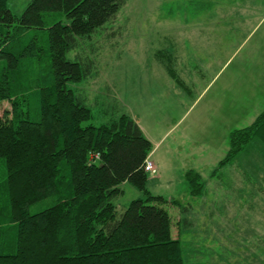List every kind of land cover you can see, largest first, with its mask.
I'll use <instances>...</instances> for the list:
<instances>
[{
  "label": "trees",
  "instance_id": "1",
  "mask_svg": "<svg viewBox=\"0 0 264 264\" xmlns=\"http://www.w3.org/2000/svg\"><path fill=\"white\" fill-rule=\"evenodd\" d=\"M9 1L0 0V106L10 105L0 116V264H184L169 201L146 188L152 142L127 114L89 124L98 62L81 51L68 58L128 0H31L20 17ZM258 148L264 111L231 133L217 172L243 156L256 162L248 173L258 182ZM186 177L200 197L201 175ZM125 182L147 197L119 214Z\"/></svg>",
  "mask_w": 264,
  "mask_h": 264
},
{
  "label": "rangeland",
  "instance_id": "2",
  "mask_svg": "<svg viewBox=\"0 0 264 264\" xmlns=\"http://www.w3.org/2000/svg\"><path fill=\"white\" fill-rule=\"evenodd\" d=\"M30 1L10 0L9 8L20 17ZM207 1L201 10L199 1L128 0L117 21L68 58L81 51L98 62L87 87L89 124L127 114L152 142L146 188L168 199L184 264H264V150L258 182L248 173L256 162L243 156L217 172L231 133L264 111V0ZM190 170L205 185L197 198ZM120 187L119 214L147 197L129 182Z\"/></svg>",
  "mask_w": 264,
  "mask_h": 264
},
{
  "label": "built area",
  "instance_id": "3",
  "mask_svg": "<svg viewBox=\"0 0 264 264\" xmlns=\"http://www.w3.org/2000/svg\"><path fill=\"white\" fill-rule=\"evenodd\" d=\"M153 166H154V164L152 162H150L149 160H147V162H146V170H147V172L154 173L155 171H152L153 170Z\"/></svg>",
  "mask_w": 264,
  "mask_h": 264
}]
</instances>
